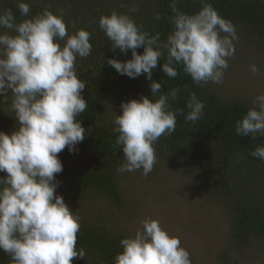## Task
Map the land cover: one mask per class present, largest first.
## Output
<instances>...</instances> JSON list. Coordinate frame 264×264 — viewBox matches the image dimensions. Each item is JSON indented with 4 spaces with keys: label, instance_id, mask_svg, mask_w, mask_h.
I'll use <instances>...</instances> for the list:
<instances>
[{
    "label": "clouds",
    "instance_id": "9594fccd",
    "mask_svg": "<svg viewBox=\"0 0 264 264\" xmlns=\"http://www.w3.org/2000/svg\"><path fill=\"white\" fill-rule=\"evenodd\" d=\"M177 3L169 4L174 27L166 41L159 32L150 35L143 30L129 14L112 10L99 18L111 49L131 50V59L108 58L107 64L121 75H145L151 81L150 96L122 102L121 113L113 118L115 145L125 161L118 172L142 169L147 176L157 162L154 144L175 131L177 112L170 101L178 99L180 89L161 93L162 82L152 81L158 61L165 58L161 67L168 77L175 78L180 65L194 84L204 86L222 84L228 60L235 55V25L208 0H200L202 7L192 14L181 11ZM17 8L21 16H28L30 6L24 0H17ZM136 11L135 6L129 9ZM65 15L62 9L54 14L45 8L17 22L11 9L0 12V100L7 102L11 93L18 124L10 134L0 131V172L6 173L0 177V251L11 264H72L86 255L76 246L82 218L56 194V175L63 171L58 154L65 148L76 152L85 139V127L77 117L88 107L82 95L86 82L79 78L76 59L88 57L92 50L91 33L80 29L69 34ZM140 47L142 54L136 51ZM250 71L259 74L255 64ZM189 96L185 119L195 122L203 115L204 103L194 92ZM235 130L240 136L264 137V94L256 96ZM250 155L264 160V145ZM120 245L115 264H192L180 238L155 218L141 221V228Z\"/></svg>",
    "mask_w": 264,
    "mask_h": 264
},
{
    "label": "trees",
    "instance_id": "16d2710c",
    "mask_svg": "<svg viewBox=\"0 0 264 264\" xmlns=\"http://www.w3.org/2000/svg\"><path fill=\"white\" fill-rule=\"evenodd\" d=\"M36 1V0H35ZM44 10L48 8L54 14L57 10L66 12L65 19L72 27L69 34L84 29L93 32L90 38L91 54L86 57V64H76L79 78L86 82L82 92L88 107L77 119L85 127V139L79 143L77 151L70 153L67 148L58 154L63 165V171L56 175L65 188L79 192L93 191L101 194L110 203L121 200V194L116 180V171L121 154L120 146L115 145L117 133L109 123L112 115L107 108L106 100L124 102L126 92L123 87L117 86L114 80L116 70L107 64V59H117L121 62L131 59V50L121 53L119 49H111V41L99 28V18L108 15L112 10L129 14L137 25L150 35L160 33L161 41H166L172 32L174 16L169 4L171 0H141L134 6L138 11L130 13L132 3L129 0H41ZM2 8L11 9L17 22L26 19L21 16L17 8V0H0ZM27 2V0H24ZM219 15L229 21L245 25L255 35L264 36V0H208ZM124 4V7H120ZM177 7L188 14L199 11L202 7L200 0H178ZM98 10V11H97ZM160 19H156V14ZM63 45L64 41L60 42ZM138 54L143 53V47L136 49ZM166 57V52H165ZM84 58V59H86ZM165 58L158 61L152 73V81L162 82L161 93H167L173 88H179L178 99L170 101L172 110L177 112L176 128L170 135H163V143L171 152L184 146L192 150V157L198 155L205 160L207 168L201 173L204 180L208 173H212V182L215 195L225 199L232 196V185L240 189L238 197H233L227 207L232 212L231 243L235 247L247 243L252 237L264 238V160L250 155L258 145H264V137L240 136L236 133V122L241 120L251 106L244 101L232 100L224 102L205 84L197 86L190 76L185 74L180 65L176 66L178 75L168 77L161 65ZM146 88L150 83L145 75ZM131 84L132 81L124 82ZM194 92L197 98L204 103L203 115L195 122L185 119L187 112L186 102L190 99L189 93ZM7 99V98H6ZM10 100V99H9ZM0 100V109L5 110L4 119H7L9 131L16 130L18 124L12 116L9 101ZM104 107H106L104 109ZM205 139L211 144L207 146ZM208 147V149L205 148ZM240 158L244 166L238 171L232 162ZM241 172V173H240ZM240 173V183L233 181L234 174ZM6 173L0 172V177ZM208 180V179H207ZM206 184V183H205ZM241 184V185H240ZM248 189H246L244 186ZM56 194L61 195L60 192ZM62 196V195H61ZM77 233V248L86 252L84 259H73L72 264H115L117 253L122 251L120 240L125 238L114 231L100 225H90L80 222ZM0 264H11V258L0 251Z\"/></svg>",
    "mask_w": 264,
    "mask_h": 264
},
{
    "label": "rangeland",
    "instance_id": "374dc122",
    "mask_svg": "<svg viewBox=\"0 0 264 264\" xmlns=\"http://www.w3.org/2000/svg\"><path fill=\"white\" fill-rule=\"evenodd\" d=\"M129 1L134 6L141 0ZM35 2L37 6L42 4L41 0H27L30 12L26 19L43 11ZM65 22L70 32L72 27L67 19ZM232 23L238 36V40L234 41L235 55L228 60L229 68L224 74L223 83L209 82L207 86L224 102L244 101L253 107L256 96L264 94V36L251 33L241 23ZM86 60L87 58L77 57L76 64L84 65ZM252 64L258 67V75L251 73ZM129 80L132 81L131 84L124 83ZM115 83L123 87L128 95L124 102L139 100L142 95L148 97L151 94L141 75L130 78L117 74ZM7 99L11 108V93ZM109 99L106 104L113 116L109 123L115 127L113 118L121 113V104ZM4 111L0 109V131L10 134L12 130L9 131ZM11 114L15 118L14 112ZM205 141L209 147L211 142L207 139ZM154 148L157 162L147 176L142 175V169L123 173L116 171L121 194V200L117 202L110 203L101 194L90 190L79 192L65 188L60 181L56 192H60L69 208L81 216V221L100 225L125 238L139 230L144 219H158L164 229L180 238L182 246L190 253L192 264H264V238L252 237L240 247L231 243L232 212L227 203L231 204L232 198L239 196L241 188L235 187L233 194L232 185V196L221 199L215 195L211 184L212 173H208L206 180L201 174L207 168L205 160L199 155L190 156L193 154L189 147L184 146L171 152L161 136ZM120 159L119 166L125 162L122 151ZM232 164L238 171L244 166V161L237 158ZM240 173L233 176L236 184L242 180Z\"/></svg>",
    "mask_w": 264,
    "mask_h": 264
}]
</instances>
